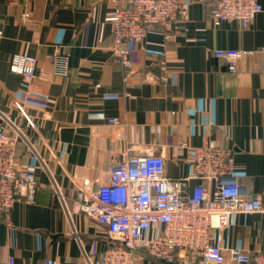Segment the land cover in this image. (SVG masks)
Instances as JSON below:
<instances>
[{
    "label": "crops",
    "instance_id": "obj_1",
    "mask_svg": "<svg viewBox=\"0 0 264 264\" xmlns=\"http://www.w3.org/2000/svg\"><path fill=\"white\" fill-rule=\"evenodd\" d=\"M186 1L188 16L171 40L157 24L128 43V74L109 49L115 0H0V122L20 130L21 160L41 166L35 201L16 202L0 217V264H91L113 241L105 224L74 211L76 192L86 181H107L128 157L161 154L166 175L186 191L199 183L212 189L214 179L195 175L182 141L230 147L232 176L264 199V0L247 27L236 20L214 26L211 0ZM55 45L69 53L66 77L28 82L10 70L11 57L26 53L50 71ZM215 48L250 52L230 73ZM162 58L166 81L156 79ZM215 242L264 251V214L235 213ZM163 262L137 252L136 264Z\"/></svg>",
    "mask_w": 264,
    "mask_h": 264
},
{
    "label": "built area",
    "instance_id": "obj_2",
    "mask_svg": "<svg viewBox=\"0 0 264 264\" xmlns=\"http://www.w3.org/2000/svg\"><path fill=\"white\" fill-rule=\"evenodd\" d=\"M109 49L128 74L133 66L129 42L142 41L151 27L162 24L165 38L171 40L180 22L188 16L186 0H115ZM263 11L259 0H211L208 21L214 26L236 20L244 27ZM28 12L21 14L23 19ZM3 30L0 28V37ZM250 51L215 48L213 55L224 59L230 73H237V61ZM52 69L38 64L34 55L16 53L11 57L10 70L30 82L54 74L69 73V53L55 45L50 56ZM161 74L166 81L168 64L160 59ZM127 74V75H128ZM126 75V76H127ZM109 123L118 124L116 117ZM21 132L8 121L0 122V217L8 216L19 201L33 203L39 188L37 170L40 165L23 161L18 153ZM195 175L214 179L215 186L196 184L186 191L181 183L166 175V162L161 154L143 153L128 157L110 169L104 183L92 187L84 182L74 198V211L86 214L105 224L112 237L106 248L91 264H136L137 252L147 251L166 263L179 264H264V251L224 247L216 243V235L231 224L238 212L264 214V199L242 189L232 176L234 155L230 147L219 145L190 146Z\"/></svg>",
    "mask_w": 264,
    "mask_h": 264
},
{
    "label": "water",
    "instance_id": "obj_3",
    "mask_svg": "<svg viewBox=\"0 0 264 264\" xmlns=\"http://www.w3.org/2000/svg\"><path fill=\"white\" fill-rule=\"evenodd\" d=\"M162 264H168V263H166V262H163Z\"/></svg>",
    "mask_w": 264,
    "mask_h": 264
}]
</instances>
